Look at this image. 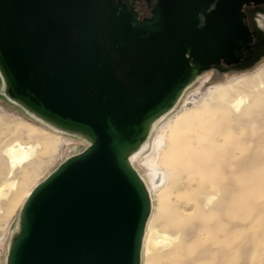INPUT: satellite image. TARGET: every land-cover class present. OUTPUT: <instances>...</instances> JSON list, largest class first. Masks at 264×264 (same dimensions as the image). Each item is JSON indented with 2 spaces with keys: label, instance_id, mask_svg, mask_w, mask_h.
<instances>
[{
  "label": "water",
  "instance_id": "95a60500",
  "mask_svg": "<svg viewBox=\"0 0 264 264\" xmlns=\"http://www.w3.org/2000/svg\"><path fill=\"white\" fill-rule=\"evenodd\" d=\"M260 1L157 0L140 19L114 0H0L2 94L1 75L10 98L90 140L31 190L4 264H140L149 198L127 154L196 74L237 63L242 6Z\"/></svg>",
  "mask_w": 264,
  "mask_h": 264
},
{
  "label": "rangeland",
  "instance_id": "374dc122",
  "mask_svg": "<svg viewBox=\"0 0 264 264\" xmlns=\"http://www.w3.org/2000/svg\"><path fill=\"white\" fill-rule=\"evenodd\" d=\"M257 25L264 30V18ZM260 54L197 76L151 128L134 168L151 196L147 237L165 239L141 248L140 264H264V47ZM40 121L2 94L0 79V264L25 194L87 146ZM34 135L48 149L8 177L4 149L34 144Z\"/></svg>",
  "mask_w": 264,
  "mask_h": 264
},
{
  "label": "bare ground",
  "instance_id": "6f19581e",
  "mask_svg": "<svg viewBox=\"0 0 264 264\" xmlns=\"http://www.w3.org/2000/svg\"><path fill=\"white\" fill-rule=\"evenodd\" d=\"M205 73V72H204ZM1 74V73H0ZM203 73H198L196 74L193 79L191 80V82L189 84H187L183 89L182 91L180 92V94L178 95L176 101L174 102V104L177 102V100L179 99L180 95L182 94V92L184 91V89L191 85L193 83V81L195 80V78L197 76H201ZM2 79H3V93L4 95L11 101L13 102L14 104L20 106L22 109L25 110V112L29 115H31L32 117L36 118L37 120H41L40 122L44 123V124H48L49 126H52L54 127L55 129H57V131L59 130L62 131L61 133H69V134H72V135H75L76 137H78L79 139H82L84 140L85 142H87V145H89L90 143V140L83 134L81 133H78V132H74V131H69V130H65V129H62L60 127H57L55 125H53L52 123H50L49 121H46L44 119H42L41 117L37 116L36 114H34L32 111H30L29 109L25 108L21 103H19L18 101L10 98L6 92H5V79L3 78V76L1 75ZM174 104L169 108L167 109L165 112H163L162 114L158 115L157 117H155L154 119H152L148 126H147V130H146V134L145 136L143 137V139L139 142V144L134 148L132 149L130 152H128L127 154V161L129 163V165L132 167V169L137 173V175L139 176V178L141 179V181L143 182V185L147 191V194H148V198H149V214H150V211H151V208H152V204H151V196H150V191L148 189V187L146 186L143 178L139 175V173L135 170L134 168V162H136V159L139 158V156H141L145 151L146 149L148 148L149 146V134H150V131H151V128L153 127V125L164 115L166 114L173 106ZM234 106H236V104H234ZM193 116L189 117L188 119H186V122L185 123H188L190 120H192ZM196 119L200 120V119H203L202 115L200 116H197L196 115ZM68 135V134H67ZM34 144H22L20 142H15L13 145H10L8 146L6 149H4V156L7 158V161H8V166L10 167L8 172H7V175L8 177L10 175H12V172H13V168H15L16 166H21L27 162H29L32 157L36 154V153H44L47 149H48V143H47V140L46 138H43L39 135H34ZM87 147V146H86ZM138 160V159H137ZM36 172V171H35ZM6 175V176H7ZM37 185V184H36ZM6 186H8L9 189H13L14 187V181H10L9 183L6 184ZM35 187V186H34ZM33 187V188H34ZM32 188V189H33ZM15 189V188H14ZM31 189V190H32ZM28 191L26 194H25V199L27 198V196L29 195V193L31 192ZM24 199V201H25ZM23 201V203H24ZM23 205V204H22ZM149 214H148V217H149ZM147 217V219H148ZM147 219H146V222H147ZM146 222H145V225H146ZM146 226H144V229H143V235H142V240H141V248H142V251H143V248L145 250H147V246H148V243H159V242H162L165 237H163L164 239H154V237H151L149 239V237H147V234H146ZM16 233L18 231V220H17V224H16ZM15 231V230H14ZM14 233V232H13ZM13 233H12V236H13ZM15 233V234H16ZM11 236V238H13ZM10 238V241H9V244L11 242V239ZM149 241V242H148ZM8 244V246H9ZM140 253H141V250H140Z\"/></svg>",
  "mask_w": 264,
  "mask_h": 264
},
{
  "label": "flooded vegetation",
  "instance_id": "af4514ba",
  "mask_svg": "<svg viewBox=\"0 0 264 264\" xmlns=\"http://www.w3.org/2000/svg\"><path fill=\"white\" fill-rule=\"evenodd\" d=\"M115 4L127 3L128 6L137 14L140 19L149 16L150 10L156 4L157 0H114ZM242 12L244 22L249 26L252 32V40L249 44L242 46L240 50L234 51L238 61L235 64L220 63L212 66V69L227 71L232 68H243L253 63L261 55L264 47V30L257 25L258 18H264V0L255 4L248 2L243 4Z\"/></svg>",
  "mask_w": 264,
  "mask_h": 264
}]
</instances>
